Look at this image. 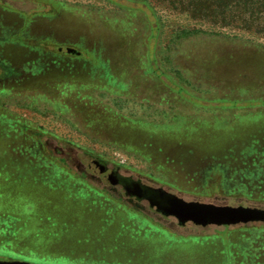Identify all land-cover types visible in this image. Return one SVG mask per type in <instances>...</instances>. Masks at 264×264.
Listing matches in <instances>:
<instances>
[{"label":"rangeland","instance_id":"374dc122","mask_svg":"<svg viewBox=\"0 0 264 264\" xmlns=\"http://www.w3.org/2000/svg\"><path fill=\"white\" fill-rule=\"evenodd\" d=\"M256 157L264 0H0V260L264 264V222L179 225L84 173L264 209Z\"/></svg>","mask_w":264,"mask_h":264},{"label":"water","instance_id":"95a60500","mask_svg":"<svg viewBox=\"0 0 264 264\" xmlns=\"http://www.w3.org/2000/svg\"><path fill=\"white\" fill-rule=\"evenodd\" d=\"M68 52H75L68 49ZM143 191L142 188H139ZM150 193V206L164 216L177 219L179 225L190 222L197 226H234L264 222V209L244 206L217 205L198 201H186L162 188L145 187ZM144 190V191H145ZM145 192V193H147ZM0 264H33L19 260H0Z\"/></svg>","mask_w":264,"mask_h":264},{"label":"flooded vegetation","instance_id":"af4514ba","mask_svg":"<svg viewBox=\"0 0 264 264\" xmlns=\"http://www.w3.org/2000/svg\"><path fill=\"white\" fill-rule=\"evenodd\" d=\"M72 54H76V52H73ZM91 162L92 163L88 164V166L84 169L85 175L97 182H102L103 179H106L111 186L110 190L107 189L103 191H107L106 193H108L109 197L118 202L125 203V205H130L139 211H142L144 208H148L155 211L159 215L164 216L158 212L155 207L150 206L149 199L151 196L150 193L145 190V187L151 186L143 182L142 179L133 178L129 174L122 173L119 167L110 168L106 163H103L99 160L92 159ZM92 165L98 169V175L88 172ZM139 188H142L143 191H140ZM164 217L174 218L172 216ZM174 219L177 221L176 218Z\"/></svg>","mask_w":264,"mask_h":264},{"label":"trees","instance_id":"16d2710c","mask_svg":"<svg viewBox=\"0 0 264 264\" xmlns=\"http://www.w3.org/2000/svg\"><path fill=\"white\" fill-rule=\"evenodd\" d=\"M257 161H259V159H257V157H256L255 159H252V162L254 163V164H252V165L255 166V167L258 169V171L254 170V169H251V171H252V172L255 171L257 174H261V175L264 176V171H263L264 166H263V164H260V163H258ZM261 165H262V166H261ZM259 166H260V167H259ZM261 172H263V173H261Z\"/></svg>","mask_w":264,"mask_h":264}]
</instances>
